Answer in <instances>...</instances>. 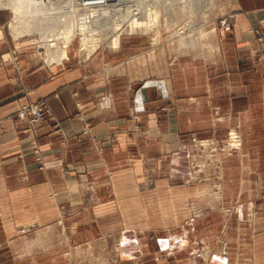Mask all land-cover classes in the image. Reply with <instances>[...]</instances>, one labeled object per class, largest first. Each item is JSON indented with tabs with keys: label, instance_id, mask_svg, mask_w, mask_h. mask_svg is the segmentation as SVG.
Returning a JSON list of instances; mask_svg holds the SVG:
<instances>
[{
	"label": "crops",
	"instance_id": "crops-1",
	"mask_svg": "<svg viewBox=\"0 0 264 264\" xmlns=\"http://www.w3.org/2000/svg\"><path fill=\"white\" fill-rule=\"evenodd\" d=\"M224 13L235 14L232 29L209 34L205 50L132 36L115 52H70L61 63L43 64L0 30V55L20 52L0 63V264H70L103 239L114 245L96 251L98 264H169L183 236L219 234L213 208L206 228L181 223L215 184L224 205L238 204V222L254 213L244 231L223 229L238 238L230 264L241 251L264 264V0H225ZM104 93L109 109L98 105ZM40 100L50 119L29 131L16 111ZM232 130L241 145L216 165L191 142Z\"/></svg>",
	"mask_w": 264,
	"mask_h": 264
},
{
	"label": "rangeland",
	"instance_id": "rangeland-1",
	"mask_svg": "<svg viewBox=\"0 0 264 264\" xmlns=\"http://www.w3.org/2000/svg\"><path fill=\"white\" fill-rule=\"evenodd\" d=\"M194 1L200 5H198L199 7L197 6L198 8H196V10L194 9L195 12L193 13L194 16L192 17L191 14L189 13V6L188 5L183 6V3L181 2V0H163L162 3L166 4V10H167V8L173 9V15L169 14V13H167V11H165L164 17H166V19H165L166 22H165L164 26L158 28L159 30L154 32L155 40L152 39V41H151L150 40L151 37L148 36L145 32L144 33L140 32V34H138V35H133V34H128V32H129L128 30H123L124 32L122 31V33H124V34H122L120 36L118 43H116L117 48H115V50H111L108 48V46L111 45L108 42L103 43V44L101 42L99 47L105 48V49L112 51V52H115V51L119 50L122 38L132 37V36L146 37L147 41H149L150 45L155 46L158 44L160 37L164 36L165 38H167L166 41L169 43V48L172 47L175 52L181 53V52H184L185 50H192V49L193 50L194 49L195 50H205L208 46L207 45V40H208L207 37H209V34H212V33L214 34L216 30L219 34H221L224 32H229L232 29L233 25L230 28V30L223 32L222 30L224 28L220 25L221 21L223 19L227 18L229 16V14L231 15V13H224L225 0H194ZM200 2H202L203 5H204V3H207L205 5L206 8L205 7L202 8ZM176 3H180V4H176ZM209 3H210V5H209ZM204 8H205V10H204ZM0 15H1L2 24H3L2 28L0 27V30L4 31V34H2L1 36L6 35V37H9L13 42H16V44H19V42L24 41V43L22 44L23 46L25 44H30V40L36 39V37H39L40 40H43L44 36H41L38 32L35 31L32 33V31H34V30L29 31V32H27V34H24L22 36H18L17 34H13V36H12L10 29L7 28V23L10 22L12 17H13L12 12L10 11V9H5V10L1 9ZM233 15H234V17L230 18L231 23H232V20L235 18V14H233ZM150 20H152V17L150 18ZM185 24H187V25H185ZM109 27L111 28V26H109ZM40 29H44V28L41 26ZM191 31H193V33ZM179 35H181L180 39L178 38ZM16 36H18V37L16 38ZM72 36H69V38H72ZM152 36H153V32H152ZM183 38H185V39H183ZM162 39H163V37H162ZM80 43H82V41H80L78 39V37H75L72 40H70V42L67 43L68 47L66 49H64V52L66 54L65 58H67V56L70 54V52L75 53V54H77V56L83 58V57H85V53H86V56H88L89 54L96 51V50L94 51V49L97 46H93L92 48L84 47L83 50H80V48H81ZM39 44L44 47V41H42V43H39ZM65 44H66L65 42H63V43L61 42L59 44L58 50H60L61 48H64L63 46ZM114 45H115V43H114ZM29 46H31V45H29ZM105 46H107V47H105ZM14 49H17V48L12 47L7 52L2 53L0 55V63L1 62H3V63L11 62V63L16 64L19 61V58L16 61H10L7 59L9 53H11ZM49 51H57V50L47 49L44 47L43 49H39L37 51L34 50L33 53H36L39 56V58L41 59L42 63L45 64V63H48L49 61H51V59H48L50 57V54L47 55V52H49ZM58 54H61V51H58ZM19 56H20V54H19ZM109 97H110V95L108 93L102 94L100 96L101 99L99 98L98 105L101 108H103L102 104H101L102 100H104L105 98H109ZM109 100H110V106L108 108L105 107L103 109H109L111 107V98H109ZM40 101H41V103H44L45 107L48 110V112H47V114H45L43 120L36 122V123L35 122L29 123V122H31V119H33V117H34L33 114H29V117L26 120H20L17 118L20 121L26 122V125L29 126V127H27V129L29 131H31V128L33 125H36V124H38V123H40L46 119H50V108H49L46 100H40ZM40 101H38V102H40ZM34 103H37V102H34ZM30 104H32V103H26V104H23L21 106H28ZM134 107L135 106L130 107L129 111H132V114L130 112L131 115H129V116L131 119L135 120L136 128H137L138 116L134 112V109H135ZM18 109L16 111V117H17ZM228 137H229V132H227L225 138L214 139V140L212 138L206 139V140L205 139L192 138L191 142H192V144H196V145L198 143V146L196 148H199V149H202L205 147L206 150H208L211 148V146H214L215 149L217 150V152L215 153L216 156L214 157V159H211L209 157L208 153H206V156H207L208 162L210 161V162H212V164L216 165L219 163L218 160H220V158L230 155V154H227L226 152L223 151L224 145L227 142ZM239 141H240L239 144L241 145V139ZM202 164H205V162H203ZM201 173H202V171H201ZM218 186L219 185L215 184L214 186L209 187L210 194L208 196L205 195L203 200L200 201V203H197V202L193 203V202L189 201L187 204V210L189 211V214L191 215V217L186 219V220H182L181 223H182V225L186 226L185 228H187V230L189 231L192 224H193L192 222L195 223L200 218V222H201L200 227L206 228L209 225V223H207V220L205 221V223H203V219L208 215L211 208H213L214 210L219 212V214L221 216V223L219 226V230H220L219 234L212 236L211 240H208V238L205 237L206 235H204V234L201 235V234H191L190 233V234H187L186 236H183V239L181 240V242H179V244L181 243V246L179 248L180 249L184 248L185 251L183 250V253H181V255H180V252H177L178 254H176V255H178L177 257H179V258L175 257V258H173V260H168L169 264H230V261H229L230 255L229 254L231 253L230 250L233 249L234 246L230 245L229 239H230V237H233L235 239H238V238L235 235V232L231 236L230 235L227 236V235L223 234V229L226 225H228V227L232 225V226H234L235 230H237L239 228V226L241 225V229H242V231H244L246 228L244 222L247 221L248 224H251L254 221V217H253L254 213L249 211L247 214V212H246V217H244V219H243L244 222L243 221L238 222V220L235 217V215L237 214V212L239 210L238 204H232V205H228V206L224 205L222 202L221 188ZM210 198L214 199V201H212V203H208ZM195 226H193V227H195ZM190 231L192 232V229ZM248 235L250 236V234H248ZM249 236L246 238L249 239ZM244 237H245V235H244ZM113 245H114V243L111 240L103 239V240L99 241L95 245V247H97L98 249H95L93 252H89L86 259L83 258L84 257L83 254L85 251H82V255H81L80 248H78V250L76 249L77 261L74 262L72 260L73 261L72 263H71V259H73V258H71L70 253L67 254L68 251L57 252V253H59L58 255L61 258H64V256H68L69 258H71L70 264H98V259H97L98 256H96L98 253L96 251H101L100 250L101 246H103V247L108 246V248L111 249ZM85 247L86 246H84V248ZM176 248H178V247H176ZM102 250L104 252V255H107L108 258L112 257V253L110 251H108V252H110V253H108L107 251L104 250V248H102ZM79 251H80V255L78 254ZM233 252H235V251H233ZM233 252H232V254H233ZM240 254H241V257L242 256L244 257V258L243 257L240 258L241 264H247V263L252 264V261L249 260L250 259L249 252H242L241 251ZM47 255H48L47 253L46 254H40L41 262H42V260L47 261V259H48ZM61 262H63V261H61ZM238 263H239V261H238Z\"/></svg>",
	"mask_w": 264,
	"mask_h": 264
},
{
	"label": "built area",
	"instance_id": "built-area-1",
	"mask_svg": "<svg viewBox=\"0 0 264 264\" xmlns=\"http://www.w3.org/2000/svg\"><path fill=\"white\" fill-rule=\"evenodd\" d=\"M162 1L163 0H27L30 7L26 17L33 19L38 16L44 19L43 23H48L47 25L51 26V28L46 29V31L49 30V36L47 38L44 36L43 40H40L39 37H36V39L30 40V45L34 46L35 51L43 49L44 47L57 50L59 44L65 42V35L71 36L73 34L71 39L78 37L80 41L89 43V46H87L89 48L97 46L94 51L100 48L101 42L102 44L107 42L110 43L111 45L108 46V48L115 50L117 46L114 45L113 34H116L120 39V36L124 34L122 31L127 30L126 28H128V34L138 35L140 32H145L151 37L150 40L152 41V39L155 38V29L164 26L166 22V17H164L166 4L162 3ZM150 7H155V10L159 12L158 23L150 21L152 16ZM1 9L5 10L7 8L4 9L0 7V10ZM10 11L13 15V11ZM231 17H234V15L231 14L221 21L220 25L224 28L222 30L223 32L230 30L232 27V23L230 22ZM119 19L120 21L117 22L119 23V27H117L116 30L109 27L110 23L113 24ZM135 19L139 21L141 26H137L133 31L131 30V22ZM49 21L51 22L49 23ZM9 23L10 22L7 23L8 29ZM258 39H261V36H259ZM42 41H44V47L39 44L42 43ZM19 54V51L14 49L9 53L7 59L16 61L19 58ZM61 60L49 61L48 63H61ZM101 104L103 108H108L110 106L109 98L102 100ZM47 112L48 110L44 103L40 101L28 106H21L18 109L17 118L26 120L29 114H33L34 117L29 123H36L43 120ZM239 140V134L236 131H230L223 151L227 154H231L233 151L237 150L240 147ZM201 150H206V148L204 147ZM206 152L211 159H214L217 150L214 146H211Z\"/></svg>",
	"mask_w": 264,
	"mask_h": 264
},
{
	"label": "bare ground",
	"instance_id": "bare-ground-1",
	"mask_svg": "<svg viewBox=\"0 0 264 264\" xmlns=\"http://www.w3.org/2000/svg\"><path fill=\"white\" fill-rule=\"evenodd\" d=\"M181 2L183 3V6L184 5H188L189 6V13L191 14V16L193 17V13L195 12L194 9L196 10V8H198L200 4L196 3L194 0H181ZM209 2V1H208ZM201 3V6L202 8L205 7L206 8V4L207 3H204V5ZM176 4H180V3H176ZM210 5V3H209ZM173 6V5H172ZM198 6V7H197ZM0 7H3V8H7V9H10L13 11V17H12V20L10 21L9 23V29L11 31V34L13 36V34H17L18 36H22L24 34H27V32L29 31H32L33 32H38L41 36H45V38H47L49 36V30L46 31L47 28H51L50 25H47L45 23H43L44 19L43 18H40L38 16L34 17L33 19H29L26 17L27 15V11L29 10V3L27 2V0H0ZM169 7V6H168ZM204 8V10H205ZM208 9V8H207ZM150 13H151V17H152V22H156L158 23L159 22V12L155 10V7H150ZM167 13L169 14H172L173 15V9H168L167 8ZM177 12V11H176ZM230 15V14H229ZM196 16V15H195ZM136 17V16H135ZM114 18V17H113ZM195 19V18H194ZM114 20V19H113ZM123 20V19H122ZM203 20V19H202ZM120 19L116 22H114L113 24L110 23L109 26H111V28L113 29H117V27H119V22ZM51 21H49L50 23ZM173 22V21H172ZM186 22V21H185ZM132 25H131V30H135V28L137 26H141V24H139V21L137 19H135L133 22H131ZM72 25V24H71ZM187 25V24H185ZM43 27L44 29H40V27ZM184 27V26H183ZM128 30V28H126ZM159 29L156 28L155 31H158ZM194 30V29H193ZM72 31V30H71ZM124 32V31H123ZM193 33V31H191ZM158 33V32H157ZM188 33V32H187ZM190 33V32H189ZM198 33V32H197ZM196 34V33H195ZM194 34V35H195ZM73 35V34H72ZM71 35V36H72ZM16 36V38L18 37ZM113 37H114V43L116 45V43H118V37L116 34H113ZM178 38L180 39L181 38V35L178 36ZM155 40V38H153ZM185 39V38H183ZM65 45L63 46L64 48H61L60 50L57 49V51H49L47 52V55L50 54V57L48 59H51V61L53 60H62L60 62H62L65 57H66V54L64 52V49H66L68 47L67 43L70 42V40H72L71 38H69L68 35H65ZM84 40V39H82ZM158 40V39H157ZM186 41V40H185ZM194 41V40H193ZM192 41V42H193ZM182 42V41H181ZM183 43V42H182ZM89 43H80L81 45V48L80 50H83L84 47H87L89 46L88 45ZM184 44V43H183ZM117 46V45H116ZM88 48V47H87ZM53 50V49H52ZM58 51H61V54H58ZM85 57H86V53H85ZM110 98V97H109ZM101 99V98H100ZM231 129V128H230ZM235 129V128H234ZM206 140V139H205ZM200 141V140H199ZM194 146V145H193ZM241 152V151H240ZM203 159V158H202ZM221 166V165H220ZM219 170V169H218ZM203 173V172H202ZM210 174V173H209ZM202 237V236H201ZM206 237V236H205ZM174 239V238H173ZM196 241V240H195ZM194 241V242H195ZM168 243V242H167ZM196 245V244H195ZM206 245V244H205ZM70 253V252H69Z\"/></svg>",
	"mask_w": 264,
	"mask_h": 264
}]
</instances>
